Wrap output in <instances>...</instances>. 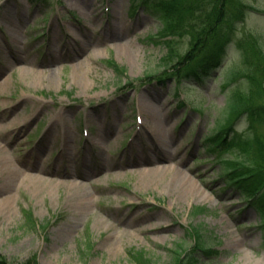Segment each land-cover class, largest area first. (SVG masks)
<instances>
[{"label": "rangeland", "instance_id": "obj_1", "mask_svg": "<svg viewBox=\"0 0 264 264\" xmlns=\"http://www.w3.org/2000/svg\"><path fill=\"white\" fill-rule=\"evenodd\" d=\"M137 1L0 0V142L23 172L14 175L0 163V256L14 264L31 258L39 264H139L131 252L143 251L152 264L194 256L198 264H254L256 258L264 264L263 216L249 203L255 199L249 201L225 176L219 159L231 157L228 141L214 151L205 145L233 90L254 88L253 99L264 104V92L243 68L224 85L243 63L248 42L264 41V10L247 13L221 66L198 77L187 75L189 68L178 75L164 69L162 13L154 0L139 9ZM245 1L264 9V0ZM120 41L127 43L129 58L118 52ZM190 43L186 34L176 38L174 59L183 57ZM7 45L44 78L35 82L33 74L22 75L20 62L7 61ZM248 57L257 70V55L250 51ZM258 77L264 86L262 74ZM147 102L159 107L171 134L172 158L163 163L200 177L207 185L203 197L187 195L167 180L139 183V172L150 165L129 161L138 152L157 150L147 132L153 122ZM64 124L73 148L67 156L59 150ZM82 124L92 126L101 142L90 152L92 164L80 146ZM229 125L227 140L256 133L264 138V119L252 123L242 115ZM67 170L86 171L87 177L64 178ZM35 173L44 181L25 177ZM72 181L90 193L87 207L77 202L81 193Z\"/></svg>", "mask_w": 264, "mask_h": 264}, {"label": "trees", "instance_id": "obj_2", "mask_svg": "<svg viewBox=\"0 0 264 264\" xmlns=\"http://www.w3.org/2000/svg\"><path fill=\"white\" fill-rule=\"evenodd\" d=\"M154 1L162 13L159 37L166 47L163 67L165 70H169V67L173 68L171 75H178L184 68H189L191 74L192 72L197 75L201 72L209 74L211 70L220 67L228 45L234 39L238 23L246 19L247 13L251 9L256 8L244 0ZM183 34L190 36V48L183 57L174 59L173 42ZM248 44L249 49L244 56L243 63L239 65V69H235L227 75L224 85L228 86L235 81L243 68L246 70L243 75L252 81V85L254 84L257 89L264 92L263 81L258 77L259 74L264 77V41L257 37L255 41L251 40ZM250 51L257 55L258 60L255 62L259 63L257 70L251 67V63H248V52L250 53ZM111 64L119 75L127 76L123 67L115 62ZM254 93V88L251 93H246L244 88H237L229 93L223 108L224 118L220 119L205 137V145L211 151L220 148L221 142L228 141L227 148L231 150V157L222 158L225 175L236 182L238 181L241 187H246L251 192L256 187L264 188V138L259 133L254 134L251 138L230 136L227 140V137L231 132L230 121L242 115H247L249 122L252 123L264 119V104L253 99ZM223 134L225 135L223 136ZM257 205L264 217V189ZM131 254L139 264H152L151 257L146 256L143 251L131 252ZM197 261L196 259H190L188 262L180 260L176 264H195ZM0 264H14V262L5 256H0ZM22 264H39V262L37 259L31 258Z\"/></svg>", "mask_w": 264, "mask_h": 264}, {"label": "bare ground", "instance_id": "obj_3", "mask_svg": "<svg viewBox=\"0 0 264 264\" xmlns=\"http://www.w3.org/2000/svg\"><path fill=\"white\" fill-rule=\"evenodd\" d=\"M15 39H18V37L15 35ZM127 43H123L122 41H120V43L116 44L117 50L118 52H124L123 55H126V57H130L131 53L129 51V49H127L126 46ZM15 63V62H20L19 64V71L22 75H28V74H33L32 79L35 82H40L41 78L43 79V71H35L32 70L27 64L26 62L23 60V58L21 56L18 57H13L12 61H9V63ZM85 64V63H84ZM82 65V64H81ZM54 72H50L49 76L50 79L52 77H54ZM148 110H151V112H153V122L150 125L151 128V135L153 136V139L155 140V143L153 142V144L155 145V147L157 148L154 149V153L153 155L150 154H146V155H142L143 153L145 154V152H142V156L140 154L137 155V159H133L131 161H129L130 163H148L150 165V167L143 169L139 172L141 179L139 180V183L141 185L147 186L150 185L152 183H161L163 181H169L171 186H174L176 188H178L179 190L181 189L183 193L189 195H195L198 196L199 198L203 197L202 193H204L206 191V189L200 184V182L197 180V178H195L194 176L190 175V174H184L178 166H170L166 163H163L164 160H168L170 158H172L171 155V148L169 145V141L171 139V134L165 130V124H164V120H163V116H162V112L159 109V107L157 108L156 104L147 102L144 105ZM62 115V113H61ZM14 124V121L9 123V126H12ZM54 134V133H53ZM55 135L52 137L50 136L47 141L52 142V139L54 140ZM94 141V140H93ZM95 142V141H94ZM156 142L158 143V145L161 146V148L158 147V145H156ZM154 148V147H153ZM0 149H4V147L1 146L0 143ZM72 149V148H71ZM3 151V150H2ZM70 151V150H69ZM72 151V150H71ZM70 151V152H71ZM68 152V153H70ZM102 153V152H101ZM88 159L91 162V164L94 162L92 159L91 154H88ZM102 158L103 161L107 160L102 153ZM162 162V163H161ZM0 163H1V169H3L4 171H10L12 172L14 175L18 174L21 172V174L23 173L15 163L12 162L11 158L8 157L4 152L1 154L0 157ZM57 172V171H56ZM72 173L67 172L66 175H71ZM75 175L77 177H87V172H81V173H75ZM25 177L27 179H31L32 182H42L44 181L43 177H41V175L39 174H32V175H25ZM77 184H80V186L82 185L79 182L76 181H72V183H70V185H74L76 186ZM78 189V195L81 196L77 197L76 200H78L77 202L79 203V205H81L82 207H87V205H89V201L90 200V193L87 191H83L79 189V186H76ZM207 198V197H206ZM235 245L238 246V242L237 240H235ZM245 259L246 260H250L251 257L248 254H245ZM254 264H259V260L258 258L254 259Z\"/></svg>", "mask_w": 264, "mask_h": 264}]
</instances>
